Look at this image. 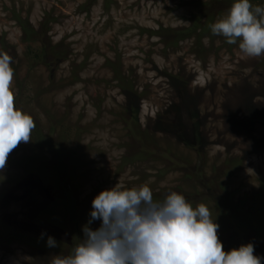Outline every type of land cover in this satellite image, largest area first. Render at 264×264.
Masks as SVG:
<instances>
[{
    "label": "rangeland",
    "instance_id": "obj_1",
    "mask_svg": "<svg viewBox=\"0 0 264 264\" xmlns=\"http://www.w3.org/2000/svg\"><path fill=\"white\" fill-rule=\"evenodd\" d=\"M232 3L0 0L17 108L44 136L0 170V264H56L83 237L94 197L116 185L163 199L210 195L209 183L219 195L194 207L210 208L224 250L252 243L264 257V55L207 26Z\"/></svg>",
    "mask_w": 264,
    "mask_h": 264
},
{
    "label": "clouds",
    "instance_id": "obj_2",
    "mask_svg": "<svg viewBox=\"0 0 264 264\" xmlns=\"http://www.w3.org/2000/svg\"><path fill=\"white\" fill-rule=\"evenodd\" d=\"M209 27L227 44L238 43L244 55H264V6L233 0L226 16ZM12 63L10 55L0 52V170L13 149L31 140L35 127L32 117L15 105ZM219 227L207 205L193 207L181 193L154 199L147 185H116L94 197L83 237L56 264H262L264 257L254 255L252 243L225 251ZM45 236L42 232L39 239ZM46 247H58L57 240L47 236Z\"/></svg>",
    "mask_w": 264,
    "mask_h": 264
},
{
    "label": "trees",
    "instance_id": "obj_3",
    "mask_svg": "<svg viewBox=\"0 0 264 264\" xmlns=\"http://www.w3.org/2000/svg\"><path fill=\"white\" fill-rule=\"evenodd\" d=\"M198 21H199V19H198ZM197 26V25H196ZM194 27V28H190L189 30H184V31H180V33H181V35H183V33H185V32H187V34H188V32H190V31H192V30H195L197 27ZM207 26H209V24L207 25ZM207 26L205 27V28H202V32L201 33H203V32H207L208 30H207ZM31 40H30V36H27V40H30V41H35V39H33V37L35 38V34L32 32L31 33ZM202 38V36L200 37V39ZM29 51H31V50H29ZM35 55V57H36V59H38L39 61H41V62H46L47 61V58H45V56H43V55H41V54H38V53H34ZM15 105H16V107L18 106V99H16L15 100ZM136 113H138L137 111H136ZM259 119H258V117H256V118H252L251 119V124H254V123H256L257 121H258ZM260 121V120H259ZM262 121V123L264 124V120H261ZM35 124V127H34V129L32 130V132H31V138L35 141V142H37V141H39L38 143L40 144L41 143V145H42V140H43V138H44V136H43V134H42V131H41V129H40V126L38 125V123L36 124V123H34ZM194 137H196V140H195V143H199V140H200V137H199V135L198 134H196ZM42 141V142H41ZM184 143H186V145H188L189 147H195V144H193V142H189V141H185ZM46 146H47V148L48 149H50V151L51 150H53L52 149V145L50 144V142H47L46 143ZM54 151V150H53ZM56 152H58L57 150H56ZM239 163V162H238ZM200 177L202 176L201 174L199 175ZM205 185H206V187L208 188V189H210V195H198L197 197H194L193 195H191V196H188V197H186V200L188 201V202H190L192 205H193V207H194V205H195V203L196 202H198V201H206L207 199H215V197L216 196H218L219 194L218 193H216L215 192V190H213V188L211 187V185L209 184V183H205ZM201 196H203V200H202V197ZM208 201V200H207ZM215 203H216V205H217V207L219 208V210L221 209V208H225V206L227 205V206H229L231 203H230V200H227V202H224V205H221V204H219V201L218 200H216L215 201ZM224 206V207H223ZM230 207V206H229ZM240 209H241V206H239V207H237V208H235V210L237 211V212H240Z\"/></svg>",
    "mask_w": 264,
    "mask_h": 264
}]
</instances>
